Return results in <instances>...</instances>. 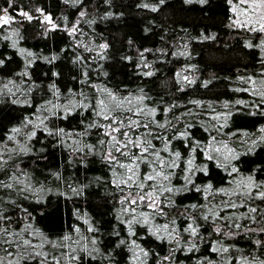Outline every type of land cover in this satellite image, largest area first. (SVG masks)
<instances>
[{
    "label": "trees",
    "instance_id": "16d2710c",
    "mask_svg": "<svg viewBox=\"0 0 264 264\" xmlns=\"http://www.w3.org/2000/svg\"><path fill=\"white\" fill-rule=\"evenodd\" d=\"M232 5L0 0V264H264V31Z\"/></svg>",
    "mask_w": 264,
    "mask_h": 264
},
{
    "label": "rangeland",
    "instance_id": "374dc122",
    "mask_svg": "<svg viewBox=\"0 0 264 264\" xmlns=\"http://www.w3.org/2000/svg\"><path fill=\"white\" fill-rule=\"evenodd\" d=\"M235 5H232V18L235 22H258L260 26H264V2L262 0H234ZM39 18L53 25L49 15L45 12L39 11ZM2 17H8L5 12H2Z\"/></svg>",
    "mask_w": 264,
    "mask_h": 264
},
{
    "label": "snow or ice",
    "instance_id": "6c2138e0",
    "mask_svg": "<svg viewBox=\"0 0 264 264\" xmlns=\"http://www.w3.org/2000/svg\"><path fill=\"white\" fill-rule=\"evenodd\" d=\"M161 2H163V0H161ZM262 2H264V0H262ZM22 15L27 16V13H22ZM28 19H31V17H28ZM9 22H10V21H9V18H7V17H0V24H8ZM74 30H75V29H73V31H74ZM260 31H264V26H261ZM101 104H103V101H101ZM103 118H104L105 120H108V119H109V116H108V115H105ZM113 122L116 123L114 117H113ZM113 131H120V129H118V128H114ZM129 143H132V141L129 140ZM135 146H136V147H140L139 144H136ZM123 147H127V145H124ZM116 150H117V151H120L119 148H117ZM143 151H144V152H147L148 149H147V148H144ZM178 155H179V154L177 153V156H178ZM121 167H128V166H126V165H121ZM129 171H131V168H130V167H129ZM234 171H235V169H234ZM157 175H160V173H157ZM129 179H132V177L130 176ZM146 179H147V180H154L155 177H153V176H147ZM164 179H167V177H164ZM139 187L143 188V185L141 184V185H139ZM168 191H171V189H168ZM152 195H154V194H148L147 196H141L140 199H141V200H144V199H146V198L150 199V198L152 197ZM260 196H261L262 198H264V192L260 193ZM132 203H136V201L133 200ZM153 204H155L154 201H153ZM252 211H255V209H253ZM194 231H195V230H193V232H194ZM24 243L27 244L28 241H24Z\"/></svg>",
    "mask_w": 264,
    "mask_h": 264
},
{
    "label": "water",
    "instance_id": "95a60500",
    "mask_svg": "<svg viewBox=\"0 0 264 264\" xmlns=\"http://www.w3.org/2000/svg\"><path fill=\"white\" fill-rule=\"evenodd\" d=\"M0 17H2V16H0Z\"/></svg>",
    "mask_w": 264,
    "mask_h": 264
}]
</instances>
